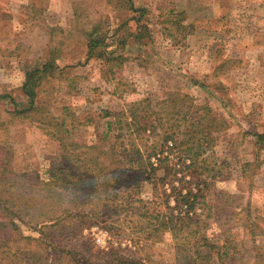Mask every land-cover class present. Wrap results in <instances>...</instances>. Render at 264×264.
<instances>
[{"label": "rangeland", "instance_id": "374dc122", "mask_svg": "<svg viewBox=\"0 0 264 264\" xmlns=\"http://www.w3.org/2000/svg\"><path fill=\"white\" fill-rule=\"evenodd\" d=\"M95 22L110 48L126 57L113 72L87 56L82 31ZM120 35L127 41L123 48ZM237 36L243 41H233ZM57 40L53 61L49 51ZM49 58L57 68L37 88L34 106L40 110H27V74ZM169 92L189 94L226 121L212 132L214 176H198L208 204L201 212L209 241L220 244L228 227L244 236L231 214L244 204L264 229V146L255 145V133H264V0H0V198L7 206L0 208V230L37 236L21 222L11 227V208L29 220L39 219L40 210L52 214L62 203L40 183L51 180L53 163L62 160L48 120L65 116L78 142L107 149L124 125L115 121L125 119L134 101L154 103ZM85 230L99 249L130 258L150 252L145 264H176L167 232L135 241L131 233L111 234L100 225ZM255 242L264 264V233ZM239 256L219 264L243 262Z\"/></svg>", "mask_w": 264, "mask_h": 264}, {"label": "trees", "instance_id": "16d2710c", "mask_svg": "<svg viewBox=\"0 0 264 264\" xmlns=\"http://www.w3.org/2000/svg\"><path fill=\"white\" fill-rule=\"evenodd\" d=\"M74 13L77 20L79 12ZM100 27L95 22L82 31L87 56L101 59L107 71L113 72L126 57L110 48L106 35L99 33ZM136 38L141 40L143 34ZM126 42L125 38L118 41L122 48ZM60 43L57 40L50 47L53 61L59 55ZM50 58L27 74V110H40L34 106L37 88L57 68ZM127 111L125 119L115 121L124 125L118 126L114 142L107 149L78 142L72 136L73 123L67 124L65 116L47 121L48 132L59 141L62 160L53 163L51 180L40 183L47 193L55 192L63 200L50 215L40 210L39 219L25 220L11 208L15 219L10 220L11 227H19L21 222L37 236L24 234L21 229L8 234L0 230V264H145L150 259V252L144 258L131 259L110 247L97 248L84 234L92 225H100L111 234L131 233L135 241L143 235L167 232L176 264H219L238 254L243 262L235 259L238 261L231 264H263L262 247L255 242V236L264 229L248 204L231 212L244 236L233 234L232 227H228L222 232L223 241L217 244L210 242L204 231L207 220L201 211L208 204L198 176L204 171L214 176L210 174L217 164L212 132L226 127V121L214 115L207 104L198 105L192 96L180 92H169L154 103L149 98L134 101ZM110 125L111 122L109 128ZM255 137L260 150L264 133H255ZM145 184L149 192H145ZM5 203L0 198L1 209L7 208ZM20 240L21 246L14 243ZM203 246L207 247L205 251Z\"/></svg>", "mask_w": 264, "mask_h": 264}, {"label": "crops", "instance_id": "0c3cea01", "mask_svg": "<svg viewBox=\"0 0 264 264\" xmlns=\"http://www.w3.org/2000/svg\"><path fill=\"white\" fill-rule=\"evenodd\" d=\"M230 21V20H229ZM230 25V24H229ZM240 37V36H239ZM241 37H242V35H241ZM238 38V36H237V38L235 37L234 39H233V41H239V42H242L243 41V38ZM232 41V40H231ZM238 46H240L241 47V45L239 44ZM237 49H234V50H236V51H243V49H240L239 47H236ZM242 48V47H241Z\"/></svg>", "mask_w": 264, "mask_h": 264}]
</instances>
